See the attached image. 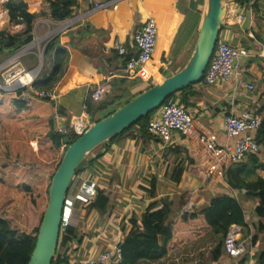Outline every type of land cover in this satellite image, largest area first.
Here are the masks:
<instances>
[{
	"label": "crops",
	"instance_id": "0c3cea01",
	"mask_svg": "<svg viewBox=\"0 0 264 264\" xmlns=\"http://www.w3.org/2000/svg\"><path fill=\"white\" fill-rule=\"evenodd\" d=\"M175 1L178 0H173L171 3H167V0H81L78 2L73 14L79 17V21L67 29L61 37V45L66 48L68 58L63 76L52 89L55 99L50 102L40 101V110L35 112L45 117L46 121L52 118L53 112H56L60 116L58 125L66 129L72 128L80 113H84L91 123L92 119L100 117L107 108L124 102L153 84L157 77L162 76L163 79L178 71L186 62L185 55L188 56L195 42L202 13L200 6L204 0L202 2L186 0L185 7L181 2L177 5ZM29 2L33 9L30 8ZM26 3L27 11L36 14L41 13L44 3L49 6L47 0H26ZM192 3H196L195 10L191 9ZM94 4H99L100 7L94 8ZM258 7V11L260 8L264 9V1L258 3ZM175 8H185L186 12L191 9L200 14L197 19V28L188 34L184 41H182V34L186 27L185 29L184 25L180 27L184 16L179 14L176 17L173 10ZM258 14V18L252 17L245 26H223L219 32V37L222 39L228 40L234 46H246L245 48L248 49L249 56L240 62V75L234 76L221 85L210 87L204 85L203 93L189 100L190 105L185 108L193 116L196 129L212 131L221 143L232 144L234 141L227 138L222 131L223 115L239 114L245 108L255 111L264 105V44H259L257 50L252 47L248 39L249 37L256 40L259 38L264 42V13L260 11L256 15ZM148 17L154 19L157 30L153 55L140 71H131L125 75L121 72L124 57L119 56L110 45L116 39L128 46L133 32L140 28ZM8 20L9 18H3V23ZM15 26L22 28V24ZM247 26H250V29L246 28ZM28 61L25 60V64H28ZM236 79H241L244 83H254L255 90L249 92L237 87L236 84L234 87ZM98 83H105L107 92L98 103H94L89 96ZM41 109L46 110V115ZM157 114L158 110L153 113V115ZM259 150H262L261 146ZM206 167L203 151L195 138L188 139L173 133L170 145H165L153 137L141 139L134 128L119 141L109 145L108 151L102 156L82 168L75 188L79 191L83 187L87 195L82 197L91 199L96 189L107 188L109 181H117L113 186L118 194L113 191V188L112 191L110 190L111 206L107 214L112 211L115 214L121 212L116 220L120 221L121 229L125 232L118 231L119 235L114 243H120L128 233L130 224L128 221L125 222L126 219L132 215L139 218L145 211L147 203L167 202L173 195L182 196L183 200L178 208L170 210L168 219L174 218L186 209H199L207 205L213 197L227 194L238 202L244 212L247 226L250 231H253V225L254 229L257 225L255 208L258 199L248 195L244 190L230 188L223 176L216 174L208 176ZM255 173L264 180V164L260 165ZM99 178L101 181H98ZM152 179L155 180V196L149 198L144 190H147L146 184ZM68 206L67 217L71 219L72 206L69 203ZM176 210H179V213L171 216ZM88 213L102 218L95 210H88ZM69 224L75 225V223ZM85 229L81 227L79 232L81 239L72 242L67 256H85L96 250L94 247L99 234L86 238ZM239 233L242 238L241 228ZM109 245L112 244L108 243L107 246ZM251 246H248L247 253L238 260L230 259L223 254L218 263L238 264L239 260L246 257L245 264H253V255L264 251L260 250L264 248V240L255 241V244ZM170 258L171 256H168L160 261L164 262L165 259ZM160 261H142L140 264H158Z\"/></svg>",
	"mask_w": 264,
	"mask_h": 264
},
{
	"label": "trees",
	"instance_id": "16d2710c",
	"mask_svg": "<svg viewBox=\"0 0 264 264\" xmlns=\"http://www.w3.org/2000/svg\"><path fill=\"white\" fill-rule=\"evenodd\" d=\"M235 1L242 5V7H246L250 0ZM47 2L49 4V16L53 21L57 22L70 18L76 7L75 0H47ZM1 7L7 10L9 21L13 25L22 24L24 30L16 33L0 31V61L1 58L13 54L18 48L31 42L33 22L42 14L29 13L27 11L26 0H3L1 2ZM195 8L196 3H192L191 9L195 10ZM252 8H259L258 2L255 1L252 4ZM191 9L187 11L183 23L184 29L186 27V30L184 34H182V41H184L188 34L193 32L198 26L197 19L200 14ZM61 37L62 35L57 34L45 43L42 51L43 63L48 62L51 58V68L37 75L32 83L34 89L49 92L63 76L66 69L68 53L66 48L61 45ZM172 52H174V50H172ZM161 80L162 76L157 77L153 84L145 89ZM203 86V77H201L198 82L192 83L188 87L170 95L162 104L178 100L183 108H187L190 105L189 100L203 93ZM142 91H139L135 95ZM19 94L20 90H17L16 93L13 94V103H15L16 109L22 110L31 108L32 110H40L41 99L31 96L27 101H22L16 97ZM135 95L122 103L120 102L107 108L100 117L92 119L91 123L106 117ZM158 108L139 119L109 142L97 146L90 154L101 147L103 149L97 156H102L104 152L108 151L109 145L119 141L127 132L134 128H136L141 139L151 138L152 136L147 132V125L149 119ZM253 112L256 116L261 118V123L254 133V139L262 147V150L247 154L243 161L230 165L226 169L223 177L230 188L239 191L244 190L248 195H252L258 199V204L255 208L257 215L255 231L261 233L264 232V180L258 177L255 171L260 165L264 164V105ZM73 134L75 133L72 128L67 129L64 134L56 132L53 128L52 118L48 119L42 125H25L20 128V135L23 139V144L22 147L20 146V149L23 150L24 146L27 147L26 149H29L28 142L39 137H41V141L39 142L40 149L48 146L59 148L63 143L64 137H69L71 141L75 140L77 135ZM30 145L33 146V144ZM1 152L0 150V153ZM11 152L12 150L8 147L6 150V153H8V155H6V160L0 161V264H27L33 251L38 226L46 207L45 205V207L41 209L44 197L43 192L45 195L47 194L50 178L54 173V169L58 166L62 155L56 162L49 176L43 174L39 177V180L44 181L46 186L44 185L43 188L36 186L38 181H30L29 183L24 182V188L28 194L25 193L24 200L21 202L22 227L19 231L22 238L11 239L10 237L13 236L14 229L10 223L8 214L9 212L11 213L12 210L11 205L14 201V194L12 193L13 188L8 189V182L11 181H8L10 176H6L14 166ZM90 154L75 170L74 176H76L85 165L90 164L98 158L96 157L93 159L90 157ZM177 173H179V171H177ZM147 193L149 198L155 196L154 179L148 183ZM109 194V188L96 189L94 191V196L91 199L87 198V200H85V203L88 205L87 209L95 210L100 215L108 213L111 206ZM9 195L11 197L6 199V196ZM182 200V196L173 195L167 202L152 201L145 205V211L139 218L132 215L128 219L130 229L119 243L120 259L115 264H140L142 261L158 262L173 254L177 255L178 252L183 250V253H187L192 246L212 236L217 238V243L209 249L207 253L204 252L203 256H201L206 260L205 264H219L218 260L224 254L222 250L223 238L229 226H239L241 228L242 238L249 232V227L245 222L244 212L232 196L220 194L213 197L207 205L199 209H186L177 214L174 218L168 219L170 210L178 208ZM68 210L69 206L66 201H64L58 241L50 264H64L67 259V251H69L72 242L75 240L80 241L81 239V237H79V232L82 227V221H76L75 225L68 224L65 221ZM201 252L202 250L199 251V254ZM253 259V264H264V251H259L254 254ZM170 262L171 261L168 263ZM246 262L247 260L245 257L239 260L238 264H245Z\"/></svg>",
	"mask_w": 264,
	"mask_h": 264
},
{
	"label": "built area",
	"instance_id": "2783aa9c",
	"mask_svg": "<svg viewBox=\"0 0 264 264\" xmlns=\"http://www.w3.org/2000/svg\"><path fill=\"white\" fill-rule=\"evenodd\" d=\"M80 1L75 0L76 4ZM255 1L258 2V0L248 1L246 7H243L244 10L242 5L235 0L226 1V13L221 27L245 26L252 18V4ZM1 2L2 0H0V17H2L3 23V18H8V14L7 10L1 7ZM94 6V8L100 7L99 4H94ZM72 20L73 23L79 21V17L75 15ZM69 23H71V20ZM246 28L250 29V26ZM156 35V23L152 17H148L141 27L133 32L128 46L116 39L112 41L111 49L119 56L124 57L121 68L123 74L126 75L137 67H143L151 59L155 49ZM25 54H27L26 47H20L12 56L0 63V72L3 77V85H0V89L11 94H15L17 90H20L18 96L23 101H27L31 96L46 102L54 100L55 95L52 90L45 92L32 87L33 77L23 82L18 81L20 76L33 69L28 71L17 69V72L14 73H7L8 70L4 71L6 67L16 66L15 63ZM248 54L247 48L239 45L234 46L218 35L214 50L202 76L203 84L207 87L217 86L227 82L234 76L238 77L240 75V62L242 59L247 58ZM235 84L237 87L249 92L255 90V84L251 82L244 83L241 79H236L234 80V87ZM106 92L107 86L105 83H98L91 90L89 99L94 103H98ZM158 109V114L152 115L148 121L147 132L165 145H170L173 133L188 139L195 138L203 151L208 176L215 174L223 176L230 165L243 161L247 154L257 152L260 149V145L254 139V133L261 123V118L256 116L251 109L245 108L239 114L228 113L223 115L222 131L227 138L234 140L232 144L219 142L217 135L210 130L196 129L193 116L179 104L178 100L162 104ZM51 116L54 130L64 134L67 129L58 125L60 116L56 112H53ZM90 124L85 114L80 113L72 126L73 132L80 135ZM79 127L81 128L79 129ZM60 147L64 149V143ZM78 192L86 194L83 187ZM239 232V226L231 225L223 238L222 250L225 255L232 259H238L247 253V240L241 238ZM119 259L120 248L118 242L109 245L105 249L89 252L85 256L68 255L64 264H115Z\"/></svg>",
	"mask_w": 264,
	"mask_h": 264
},
{
	"label": "rangeland",
	"instance_id": "374dc122",
	"mask_svg": "<svg viewBox=\"0 0 264 264\" xmlns=\"http://www.w3.org/2000/svg\"><path fill=\"white\" fill-rule=\"evenodd\" d=\"M226 1H233V0H226ZM263 1L264 0H258V3H261ZM171 2H173V0H167V3H171ZM178 2H181L183 7H185L186 0L175 1L177 5H178ZM203 5H204V1L202 5L200 6L201 11L203 9ZM42 7L43 9L41 10V13H43V15L38 16L33 22L31 42L26 46H22V47H26L27 54L23 55L21 58L18 59V61L15 63L16 66L6 67L4 71L8 70L7 73L17 72V69H23L25 71L34 69L33 78L35 79L39 73H43L44 71L50 70L52 59L50 58L48 62L43 63V58H42V51H43V47L45 43L50 38H52L53 36L57 34H60V35L64 34L67 29H69L70 27L78 23V21L73 23V20H72V18L75 17L76 15L75 13L72 14L70 18L65 19L63 21H60V22L53 21L48 16L49 10H48L47 4L44 3ZM30 8L31 9L34 8L33 6H31V3H30ZM173 10L175 12L176 17L179 14L181 16L182 15L184 16V19L182 23L180 24V27H182L183 22L187 15L185 8L184 9L175 8ZM260 11L264 13L263 8H260L259 11H258V8L257 9L253 8L252 17L255 19L258 18L260 13L258 15L256 14ZM70 20H71V23H68L70 22ZM23 30H24L23 25H22V28H20V26L13 25L9 20L2 23V17H0V31H5L6 33H14V32H20ZM248 39L250 43L252 44V47L257 50H258L257 47H259V44H264L263 40L259 38H257L256 40L255 38L249 37ZM192 48H193V45H192ZM192 48H190L189 54ZM189 54L188 56L185 55V58L186 57L188 58ZM12 55L13 54H10L4 58H1L0 63L5 61ZM25 60H29L28 64H25ZM170 70L173 71V69H170ZM0 85H3V77H2L1 72H0ZM16 97L19 98L18 95ZM13 101H14L13 94L8 93L4 91L3 89H0V150L2 151L0 153V161L6 160V155H8V153H6V150L9 147V149L12 150L11 156H12V161L14 163L13 168L6 174V176H10L8 181L11 180L10 182H8L9 184L8 189L13 188L12 193L14 194L13 196L14 201L11 205L12 210H11V213L9 212L8 214L10 218V223L12 225V228L14 229V234L10 238L11 239L12 238L21 239L22 235L20 234V231H19V229L22 227L21 202H23L24 200L25 193L28 194L24 188L25 187L24 182L29 183L30 181H38L36 186L43 188L45 185V182L40 181L39 177L42 176L43 174H45V176H49L50 172L53 171L56 162L62 155L63 149L61 147L53 148L51 146L40 149L39 142L41 141V137L35 138L32 141H29L28 142L29 149H26L27 148L26 146L23 147V150L20 149V146L22 147V144H23V139L21 138V135H20V128L25 125H42L46 122V120H45V117L40 116L41 115L40 113L39 114L36 113L35 112L36 110H32L31 108L22 109V110L16 109V105L15 103H13ZM41 111L44 112L46 115L45 109H41ZM30 144H33V146H31ZM102 149L103 148L99 147L98 149L94 150L92 154H90V157L95 159L96 157H98L97 155L100 154ZM79 174L80 172L75 177H73L71 181L72 185H70L71 187H69L67 195L65 197L66 203L67 204L69 203L72 206L71 219H69V217L66 216L65 221L68 224L69 223L76 224V221L81 220L83 224L82 226L86 228L85 229L86 238H90L92 235L95 236L96 234H99L96 240L97 242L95 244L94 249L96 250H99L102 248L105 249L106 247H108L107 246L108 243L113 245V243L117 239V236L119 235L118 231L121 230L122 233L125 232V230L123 232L121 229L120 221L118 222V220H116L118 218L117 216H119L118 214H120L121 212L120 213L118 212L117 214H115L112 211L110 212V214H107V213L102 214L101 215L102 218L95 216V214L93 213L87 214L88 205L84 202L87 199L82 197L84 195H87V193L86 194L80 193L77 191L78 188H75L78 182ZM98 181H101V179L99 178ZM115 182L117 181L116 180L109 181L107 188H109L111 191L114 189L113 191L118 194L117 189H115L113 186ZM146 189H148V184H146ZM144 191L147 192V190H144ZM43 195L44 197H43L41 209L44 208L45 205L47 204L48 191L46 195L43 192ZM10 197H11L10 195L6 196V199H9ZM174 213H179V210L173 211V214H171V216H173ZM110 218H112L111 221H109ZM128 219H126L125 222L128 221ZM207 239L208 240H205L201 243H198L192 246L187 253H183L184 250L180 251L178 252L179 254L177 253V255L175 256L171 255L170 259H165L164 262L160 261L158 264H205L206 260H204V257H202L203 253L204 252L207 253L209 249H211L218 241L217 238L214 236L209 237ZM244 239L247 240L248 246L252 247L251 244L254 245L255 241L264 240V232L257 233L253 225V231H250L249 229V232L246 234ZM201 250L202 252L199 254V251ZM260 250H264V248L262 247V249ZM169 261L171 262L168 263Z\"/></svg>",
	"mask_w": 264,
	"mask_h": 264
},
{
	"label": "water",
	"instance_id": "95a60500",
	"mask_svg": "<svg viewBox=\"0 0 264 264\" xmlns=\"http://www.w3.org/2000/svg\"><path fill=\"white\" fill-rule=\"evenodd\" d=\"M225 1L204 0L193 48L178 71L135 95L106 117L91 123L75 140L71 141L69 137L63 138L66 147L51 176L47 204L27 264H50L58 241L66 194L75 170L91 151L102 143L109 142L158 108L173 93L201 79L225 17ZM140 69L137 67L134 71H140Z\"/></svg>",
	"mask_w": 264,
	"mask_h": 264
},
{
	"label": "bare ground",
	"instance_id": "6f19581e",
	"mask_svg": "<svg viewBox=\"0 0 264 264\" xmlns=\"http://www.w3.org/2000/svg\"><path fill=\"white\" fill-rule=\"evenodd\" d=\"M68 23H69V22H68ZM68 23H66V24H68ZM33 76H34V74H33V70H32V71L26 72L24 75L20 76V77L18 78V81H19V82H23V81H25V80H27V79L32 78ZM79 128H81V127H79Z\"/></svg>",
	"mask_w": 264,
	"mask_h": 264
}]
</instances>
